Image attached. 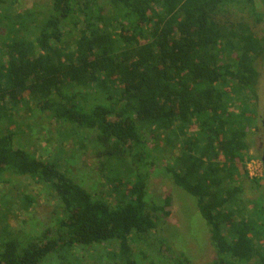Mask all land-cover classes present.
<instances>
[{
    "label": "trees",
    "instance_id": "16d2710c",
    "mask_svg": "<svg viewBox=\"0 0 264 264\" xmlns=\"http://www.w3.org/2000/svg\"><path fill=\"white\" fill-rule=\"evenodd\" d=\"M255 1L51 0L29 37L11 23L0 43V177L45 183L53 203L38 228L2 227L0 264H40L71 258L76 246L111 243L121 264H136L133 249L152 263L191 264L183 251L164 255L172 253L163 235L171 200L148 193L157 166L207 223L214 257L203 264H264V201L247 204L243 194L255 63L264 54V38L245 17L261 20ZM232 4L240 19L222 17ZM26 98L67 125L79 148L91 147L108 191L93 194L59 160L18 145L4 123L8 107ZM168 131L177 141L171 165L158 163L148 145Z\"/></svg>",
    "mask_w": 264,
    "mask_h": 264
},
{
    "label": "rangeland",
    "instance_id": "374dc122",
    "mask_svg": "<svg viewBox=\"0 0 264 264\" xmlns=\"http://www.w3.org/2000/svg\"><path fill=\"white\" fill-rule=\"evenodd\" d=\"M255 2L262 12L261 20L256 22L253 16L247 13L245 17L252 26L253 32L264 38V11L260 1L256 0ZM50 6L51 0H13L4 3L0 6V43L9 40L11 23L21 22L25 32L19 30V33L29 37L37 22L47 15ZM222 17L240 19L239 6L232 4L227 7V12ZM263 67H260L261 72ZM261 78L263 79V76ZM263 92L262 88L260 92L262 97ZM257 94L258 98L254 102L256 112L260 98L258 91ZM8 108L11 117L10 121L5 122L4 125L15 132L18 145L27 148L43 159L59 160L67 174L93 194L109 190V187L104 185L105 177L99 167L101 159L95 156L91 147L88 149L79 148L76 136L69 132L70 129L67 128V125L55 122L47 113L38 111L31 99L27 100L26 104ZM236 108L237 104L234 102L233 110ZM251 129L252 126L246 136L250 144L248 152L250 157L245 161V169L248 176V172L255 174L252 179L249 178V182L245 181L244 183H248L243 192L244 202L247 204L250 199L254 200V203L263 201L261 194L263 170L255 151L256 143ZM189 130L194 131L195 129L193 127ZM171 136L172 133L168 131L164 134H155L149 139V148L160 164L171 165L176 155L177 141ZM79 137L81 138V136ZM84 140L88 145L87 139ZM122 180L124 182V177L121 178ZM148 193L156 201L166 196H169L171 200V205L167 208L169 214L165 219L166 226L163 227V235L171 243L169 248L172 253L164 251V255L169 257L174 252L179 254L183 251L191 264H203L212 260L214 252L209 241L208 226L194 205L193 197L176 187L168 172L159 166L150 176ZM51 194L45 183H38L30 177L9 176L8 174L0 177V233L4 225L10 226L15 231H27L31 228V224H34V228H38V221L48 220L53 203ZM26 195L33 198L31 204L27 203ZM36 216H40V218H35ZM116 247V243L92 248L76 246L72 251L73 257L49 256L40 264H121L120 259L118 260L116 256L112 255V251L116 250ZM133 251L136 264H165L156 259L152 263L148 259L142 258L136 249Z\"/></svg>",
    "mask_w": 264,
    "mask_h": 264
},
{
    "label": "flooded vegetation",
    "instance_id": "af4514ba",
    "mask_svg": "<svg viewBox=\"0 0 264 264\" xmlns=\"http://www.w3.org/2000/svg\"><path fill=\"white\" fill-rule=\"evenodd\" d=\"M255 64H256V69L259 73L258 81H257V91L259 93L260 98L258 100V105H257L255 126L252 127L251 130L253 131L254 142L256 143L255 151L262 164L263 182L261 183V185L263 188L261 189V194L263 195L262 199L264 201V98H263L264 92H263V97L261 96L260 93L261 89L262 88L264 89V67L262 72L260 69L261 66H264V54L256 60ZM262 76L263 79L261 78Z\"/></svg>",
    "mask_w": 264,
    "mask_h": 264
},
{
    "label": "built area",
    "instance_id": "2783aa9c",
    "mask_svg": "<svg viewBox=\"0 0 264 264\" xmlns=\"http://www.w3.org/2000/svg\"><path fill=\"white\" fill-rule=\"evenodd\" d=\"M249 173V178H251L252 179V176H253V174H255V173H251V172H248Z\"/></svg>",
    "mask_w": 264,
    "mask_h": 264
}]
</instances>
